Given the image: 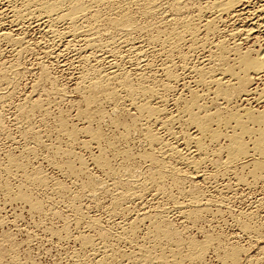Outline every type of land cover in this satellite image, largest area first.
<instances>
[{"label":"rangeland","instance_id":"1","mask_svg":"<svg viewBox=\"0 0 264 264\" xmlns=\"http://www.w3.org/2000/svg\"><path fill=\"white\" fill-rule=\"evenodd\" d=\"M203 1H190L183 8L184 14L194 15L205 2ZM133 14L136 13L133 12ZM165 14H167L166 11L164 14L162 12L163 16ZM157 15H142L137 12L135 20L141 29H132L130 34H126L127 37L129 36L128 38L122 31L120 34V31H112L113 33L110 30L109 32L106 31L101 34L102 36H99L98 41L100 43H98L101 44V47L97 49L84 47L83 41L79 39H77L78 41L75 40L76 42L72 41V46L69 45L70 43L67 44L65 40L53 39V36L43 28L44 24L42 25V23L34 20L31 24L21 26L18 31L23 36V45H25L23 46L25 50L21 55L16 52L19 45L12 46V44L10 45L5 41L0 43V264H133L130 261L134 262L138 256L144 254L147 251L146 248L151 249V253L154 251L153 256L161 252L172 259L171 255H174V257L177 255V258L188 253L187 242L189 238L202 241L205 240L204 238L208 234V237H210L208 244H210L207 245V249L205 248L206 251L202 254V260L196 259V261L194 259L196 263L194 261L191 263L183 256L185 258L182 259L183 264H222L220 263L221 258L228 248L224 245L230 247L232 244V246L238 245L243 250L237 264H246V261H248L246 259L253 261L260 256L258 248L260 245H264V239L259 238L257 240L255 237H251V232H244L241 222H248L251 225L257 224L259 230L264 231V181L251 183V185L236 184L234 175L225 171L223 173L220 169L217 170L214 168L213 161L207 160L206 163L201 164L200 174L198 173L199 176L201 174H204V176L195 179L196 182L198 181V183H195L197 188L201 189L200 192L203 196L209 199V208L207 211L198 214L197 219L194 217L192 219L187 218L188 220L185 218V220L177 212L174 203L177 200L182 201L188 198L189 191H192L190 187L193 182L184 179L180 180L183 184L180 181L175 183L173 178L170 177L168 173L173 170L171 168L181 166V169L185 170L184 164L180 163L181 161L173 155L169 156L166 147L162 148L159 145L151 147L146 143L140 125L142 121L139 120L138 124H140L138 125L137 122H133L134 119L132 120V116L135 117L137 112L129 106L130 98L125 99V96L127 98L128 96L123 90L120 91L119 87L118 94L121 96L118 95V102L114 101L117 102L115 104L109 99L100 97L101 99L99 98L98 101L91 103L92 105H88L82 98L81 85L83 82L81 83L79 76L84 68L87 67L86 69H88L90 66L99 67V69L106 72L113 71V69L119 73L125 72L129 76V80L134 83H139L138 81L141 80L146 85L151 84L150 86L160 87L159 89H161V84L166 79L164 72H162V66L168 62L167 57L169 54L167 55V53H169L168 49L169 47L171 49L172 45L167 41L165 44L163 42H155V44L150 41V37L158 31L165 42V39L169 37V29L173 25L168 16L167 21H165V16ZM4 19L3 21L6 23L3 22L2 27L7 28L9 31L10 29L17 31L15 27L8 23L7 18ZM235 19L224 17L221 26L210 39L217 40L225 37L235 26H240L241 22L244 23L246 16L245 18L243 16L241 21ZM18 32H13V34ZM257 35L247 41L240 40L242 47L264 50L262 49L264 48V36ZM231 40L230 42H233ZM132 44L134 47H141L143 53L140 52L136 56L138 51L136 48L131 47ZM80 46L85 49L80 50ZM187 46L186 43L180 44L181 54L187 52ZM92 54L93 58L91 57ZM206 54L199 48L190 52L188 66L191 63H198L203 60ZM146 59L150 60V69L147 71L148 74L140 76L139 66L144 64ZM171 59L176 64L177 79L170 82V90L165 92L161 89L164 97L162 101L158 102L154 98L151 101H155H152L154 105L163 104L162 107L165 108L167 116L173 114L175 117L181 111L179 107L182 109L183 104L181 103L188 98L189 89L199 88L197 91L200 92L203 87L198 82H194V80L197 81L194 73L185 70L182 62H180L182 58L179 54L172 55ZM139 76L140 78H138ZM262 80L264 81V73H262L259 80L251 84V89H254V87L255 89L260 88ZM77 84L79 85L77 86ZM176 100L178 101L176 102ZM253 100L255 99L251 98L249 102L240 100L235 103L246 106L250 104L259 110L264 109V101L257 104L256 100ZM34 101L40 105L37 109H32ZM200 102L201 104L204 103L203 105L206 104L207 107L212 104L209 102L208 96ZM85 108H89L94 112L91 121L80 116L81 111ZM209 108L211 111L213 110L212 105ZM175 113L177 114L174 115ZM115 116L119 118L117 123L114 122ZM182 118H180L181 121L178 118V122L174 121L172 123V127H176H173L176 134L173 132L169 135L165 129H160L155 124L149 126L153 131L159 132L160 136L169 145L181 146L182 138L179 133L183 130L185 131L181 134L186 131H194V128L186 124ZM62 120H64L65 129H61L60 126ZM133 123L136 124L135 128L138 127V129L132 127L129 132H126L124 125ZM185 124L189 129L183 127L186 126ZM86 127L90 131L100 130L105 137L98 144L95 143L90 139ZM68 129L75 131V137H69ZM177 133L178 136L175 137L174 135H177ZM221 142L224 144L225 140L221 139ZM209 147L211 146L209 145ZM150 148H153V153L156 156H161L164 151L168 155L164 154V157L162 155L165 158L164 161L167 163L165 165L169 172L160 181L162 184L157 183L161 188L154 185L157 190L159 189L158 191L154 190V187L148 191L146 187L141 188L142 181L149 179L148 170L151 165L149 160L142 158L141 155L151 150ZM180 150L185 154L183 146ZM98 151L103 153L110 166L102 168V166L95 165L93 157L99 155L100 152ZM9 158H14L19 167L10 165ZM70 163L72 168L74 167V173H72L73 171L69 172L66 167ZM107 167L110 169L108 170ZM238 167V173H247V168ZM32 172H39L45 181L38 183L26 180L25 176L32 175ZM111 173L114 174L111 175ZM124 179L125 181L127 179V181L135 182L133 184H136V191L139 189L137 193L140 192L141 194L118 199L119 192L126 189L124 182L119 181ZM92 182L93 185H91ZM178 183L180 187L177 186ZM20 190L28 194L29 200H21L16 196ZM154 192L159 193L154 194ZM35 203L39 205L35 207ZM163 208H167V219L171 227L177 230L178 238L180 237L181 241L185 242L182 243L183 245L178 246L176 243L173 244L170 240L162 237L161 240L155 239V236L152 235V227L148 225V223L150 224L148 222L149 218L145 217V220H141L143 218L138 219V217H142L143 211L152 214ZM245 219L247 221H244ZM105 235V240H103ZM84 237L90 238L93 246L85 244ZM107 237L108 239H106ZM169 242L172 244H169ZM163 248L164 250H161ZM98 258H103L106 261L103 259V262L99 261ZM158 259H153L151 263L154 264L155 262L156 264L157 261L161 260Z\"/></svg>","mask_w":264,"mask_h":264},{"label":"bare ground","instance_id":"2","mask_svg":"<svg viewBox=\"0 0 264 264\" xmlns=\"http://www.w3.org/2000/svg\"><path fill=\"white\" fill-rule=\"evenodd\" d=\"M190 1L192 2L193 0H2L0 2V43L5 41V42H8V44L10 45L12 44V46L19 45L18 46L19 49L16 50V52H18L17 54L19 55H21L24 52L23 50H25L24 49L25 47L23 48V46L25 45H23V41H24L23 36H21L18 31L21 29V26H24L25 24H29V23L31 24L34 21L42 23V25L44 24L43 28L45 29L46 32H49L53 36V39L55 38L58 41L65 40L67 44L70 43L69 45L72 44L71 43L72 41L79 39L83 41L82 43L84 45L83 44L82 45L84 47H87L88 49L90 48L97 49L98 47H101V44L99 45L100 42L98 41V39L100 38L99 36L106 31L107 32H109V30L111 32L120 31L119 34L124 32V34L126 35V34H130L132 29L140 28L139 24L135 20V15L137 14V12H139V14L141 13L142 15H151V16L153 14L162 15V12L163 14L165 13V11L167 12V14L164 15L166 17L164 18V20L166 19L165 21H167V16H168L169 17L168 19L169 20L171 19L170 21H171V24L173 25V27L169 29L170 31L168 32L169 37L166 36L167 39L164 38L165 39V42H164V40L161 37V33L158 32L157 30L156 31L158 33L156 32L155 34L154 32V35L150 37L151 42H154V43L163 42L165 44L167 41L170 43V45H172L171 49L170 47L168 49L169 53H167V55L169 54L167 57L168 62H166V64L163 63L164 66H162V72H164L166 79L164 78L165 81H163L162 84L159 82L161 84V89L162 91H165V92L166 90H170L169 89L171 86L170 82L172 80L175 81L177 79V74L175 72L176 64L172 62V59H171L172 55L174 54L175 55L179 54V56L182 58V61L180 62H182L183 67H185V70H188L189 73H192V74L194 73V75L197 77V81L194 80V82L195 83L198 82L199 85L203 87V90L201 89L202 92L201 90L200 92L197 91V89L199 88L195 90L193 88L189 89L188 92L190 94H188L189 95L188 98H186L185 100L183 99L184 101L182 100L183 103L180 102L181 104H183L182 109H180L181 107H179V110L181 111L178 114L175 113L174 115L177 114L175 117L173 116V114L171 115L170 112L168 113L171 116H167L168 114L165 111V108L162 107L163 104L154 105L152 103V101L154 100L151 101V99L153 98L157 99L158 102L164 99L163 92L161 91V89H159L160 87L156 88L155 86H150L151 84L146 85L141 80L138 81L139 83H134L131 80H129L130 78L125 72L119 73L117 71H114V69L113 71L106 72L104 70L99 69V67L90 66L88 67V69H86L87 67L84 68L81 75L79 74L80 75L79 77H80L81 83L83 82L81 85L82 86L81 92L83 91L82 98L84 102H86L88 105H90L91 103H94L95 101H98L100 97H104L107 100L109 99L112 102L117 101V97L118 95H120L118 94V91L120 89H121L120 91L123 90V92L128 96L127 98L124 95L125 99L130 98L128 102L129 106L133 108L134 110H136L137 112L135 117L134 116H132L133 118L131 117L132 120L134 119L133 122L134 123L137 122L138 124L139 120L142 121L141 124L140 123L139 124L141 125V129L144 132L143 136H145L144 138L147 141L146 143H148L151 147H153L154 145L162 146V148L166 147L167 148L166 150L169 156L173 155L174 157H176V159H179L181 161V162L179 161L180 163L184 164L185 170L181 169V166H180L179 168L178 167L171 168L173 170H170V173H168L169 171L167 170V167H166L167 163H165L164 161L165 158H163L165 155H167L165 154L166 151H164V153L162 154L163 157L162 155L156 156L153 153V150H152L153 148H150L152 151L151 150L146 151L142 153L141 155L142 158L144 157L145 159H148L149 162L151 163L150 169L148 170L149 179L147 178L148 179L147 180L145 178L147 181L143 180L144 182L142 181V184L138 183V184H141V188L146 187L148 191L152 187H154V185H158L157 183L162 181V179L166 176L167 173L170 175V177L173 178L175 183L179 182L180 180H184V179L185 180L187 179L190 182L192 181L193 183L190 187V190L192 191H189L190 193L188 194L189 195L188 198L182 201L177 200L176 203H174L176 204L177 212H179L184 217L183 219L185 218L192 219L196 217L198 214L207 211L209 208V205H210L209 199L206 196H205L206 198L203 196L202 192H200L201 189L199 190L197 188L196 183H198V181L197 182L195 181V179H197L198 177L204 176V174H201L199 176L200 174L199 172L201 171L200 170L201 164L203 165V162L207 160L213 161L212 163L215 166L214 168H216L217 170L220 169L223 171V173L230 172L232 175H234L236 184L251 185V183H257V182L264 181V109L259 110L251 106L250 104L246 106V105H240L239 103L238 104L235 103L236 101H240V100L249 102L251 98H254L257 104L264 101V81L263 80L260 83L261 84L260 88L255 89L254 87V89H251V84L256 82V80H259L262 73H264V50H260V49L255 50L252 47L244 48L242 47V42L240 41V40L247 41L251 39L252 37L254 38L255 35L257 34L264 36V0H204L205 1V2L203 1L204 5L202 4L197 10L198 13L196 12L194 15H187V14H184L183 8H185ZM133 12L136 14H133ZM243 16L244 18L246 16V20L244 21V23L241 22L240 26H235V28L232 31H229V34H226L225 37H222L217 40H212V38L210 39V37L218 30L219 26H221V23L224 21L223 20L224 17L236 18L241 21V18L243 19ZM4 18H7V20L9 21L8 23H10L13 27H15L17 31H14L13 29H10L9 31L7 28L2 27L3 22H5L3 21ZM13 32H18V33L13 34ZM259 37H262V36H259ZM230 39H232L233 42H230ZM181 43L182 44L186 43L188 45L187 46L188 50L186 53H182V54L180 53L179 47ZM132 45L131 47H134L135 42H134V45L133 46ZM80 48H81L80 50L85 49V48L82 49L83 47L81 46ZM134 48H136V50L138 51V53H136V56L137 54H140V52L143 53L141 50V47L139 48L134 47ZM198 48L200 50H203V52L207 53L206 55H204L205 58H203V60H200L198 63H191V65L188 66L189 64L188 62H190L189 61L190 52ZM136 50L134 49V51ZM91 53L93 52L91 51ZM93 54L92 56L90 55L92 58H93ZM85 61L87 60L85 59ZM145 61H146L145 63L143 62L144 64L139 66L140 68L138 67L140 76H144L147 73V71L150 69V60L146 59ZM140 76L138 78H140ZM80 80H79V83H80ZM78 85L79 84H77V86ZM140 96H143L144 98L143 97L141 98ZM207 96L209 98V102L212 103L211 104L213 107L212 111L209 108L211 105L207 107L206 104L203 105L204 103L201 104L200 102V100H203L204 97L207 98ZM138 97L140 98L138 99ZM177 101L178 100H176V102ZM117 102H114V104ZM39 106H40L39 103L34 101V103L32 104V109H35V108L37 109ZM93 113L94 112H92L89 108L88 109L85 108L84 110L81 111L80 116H82L83 118L87 120H90V119L92 120ZM178 118L180 121H181L180 118L184 119V122H186V124L194 128V131L192 132L186 131L184 134H181V133L184 132L185 130L181 132L182 129L181 128H180L181 130L179 129L181 132L179 133L180 134L179 136L182 138L181 146H183L185 150V154L182 153V150H180L181 146H175V145L173 146V144L172 146L169 145L168 142H166L162 138V136H160L159 132L153 131L152 129H150V126H149L150 124L158 125L160 129L161 128L165 129L166 132H168L170 135L174 132L173 127H175V126L172 127L173 125L172 123L174 121L178 122ZM114 122L115 123L119 122V118L115 116ZM134 123L129 124V125L125 124L124 125L125 131L129 132V130L132 129V127L133 129H136V128L138 129V127L135 128L136 124L134 125ZM60 126H61V129H65L64 120L60 122ZM183 127L188 128L187 125ZM87 130L89 131V134L91 137L90 139H92V141H94L97 144L105 137V135L98 129L90 131L87 128ZM67 133L70 135L69 137H72V138L75 137L76 135L74 130H69ZM174 133L176 134V132ZM174 136L175 137L178 136V133L177 135H174ZM221 139L225 140L224 144H222L223 141L221 142ZM209 145L212 148L209 147ZM159 150L160 148L158 149V151ZM162 150H165V149H162ZM209 157H213V158L209 159ZM246 158L248 159L246 160ZM93 160H94L95 165L97 164L99 166H102V168L109 165V162H107L102 152H100L99 155L94 156ZM8 161L10 165L19 167L18 162H16L14 158H9ZM238 166H240L242 169L247 168V173L246 174L238 173L239 172ZM66 167L67 169H69L68 170L69 172L73 171L72 173H74V169H73L74 167L72 168L71 163L67 165ZM241 168L240 170H242ZM112 174L114 173H111V175ZM128 174L130 173L128 172ZM234 176H233V179H234ZM25 178L28 181L38 182V183L45 181L43 180L44 177H42V175L39 172H35L32 175H26ZM119 181L124 182V184L126 185V189H124L123 191H120L118 195L116 194L118 196V199H121L123 197L125 198L127 196L128 197L136 196L137 194L140 193V192L137 193L139 189L136 191V186H135L136 184L135 185L133 184L135 182L127 181V179L126 181L125 179L119 180ZM180 182L182 183V181ZM91 185H93V182L91 183ZM159 185L156 187H159ZM137 186L139 187V185ZM177 186L180 187V184L178 183ZM153 189L157 190V188L155 187ZM159 192H162V191H159ZM159 192H154V194L159 193ZM16 196L21 200H29L28 194L22 190H20L16 194ZM171 198L174 199V197H171ZM34 205L36 207L39 204L35 203ZM166 209L167 208H163L159 211L153 212L152 214L150 212H149L150 214L147 213L148 211L147 212L143 211V213L141 212L142 217H138V219L143 218L141 220H145V217L149 218L150 221L147 218L146 219L148 220V222H150V224L148 223V225L152 227V231H153L152 235L155 236V239L158 238V240L159 239L161 240V237L164 239L166 238V240H170V242H173V244L176 243L178 246H180V244L183 243V240L181 241L180 237L178 238L177 230L171 227L167 219V216H166V213H167ZM134 219L136 220V218ZM244 221H247V220L245 219ZM241 224H242L241 226L244 232L249 231L252 233L251 237L253 236L257 240L259 238L264 239V231L263 230L260 231L259 228L256 226L257 224L251 225L250 223L243 222V221L241 222ZM208 236H206V238H204L205 240H202V241H196L190 238L188 242L185 240L187 242V246L189 250H188V253H186V255H183V256H185V258L189 262L192 263L194 259L195 260L197 259L199 261L202 260L203 258L202 254L204 253V251H206L207 245L210 244V243L208 244V241L210 240V237ZM105 237L106 235L104 236V239L103 238L102 239L105 240ZM83 239H84L85 244L93 246V242L90 238L84 237ZM106 239H108V237ZM170 242L169 244H172ZM232 245H230V247L224 245V247H228V248L225 254L222 252L224 256L222 258L220 257L221 258L220 263L237 264L239 262L240 260L239 256L243 250L238 245L237 246L236 245L232 246ZM150 246L152 247V245ZM178 246H175V247H178ZM258 249H259L258 254H260V256L257 254L259 257L258 258L256 257L255 260H253V257H252L253 261H251V259L250 260L246 259L248 260L246 261L247 263L245 262L246 264H264V245H260ZM146 250L147 251L144 252V254L139 253L141 254V256L140 257L138 256V258H136L134 262L130 261V263L152 264L151 263L152 260L153 259L155 260L156 258L161 259V260L158 259L159 262L157 261L156 264H183L184 263L182 259H185V258H183V256L182 257L178 256L176 258L177 255L175 257L174 255H171L173 257L171 259V257L169 258L168 256H165L161 252L158 255L155 256L154 254L153 256L154 251L153 253H151L150 252L151 249L146 248ZM161 250H164V248ZM139 251L141 252V250ZM98 259L99 261H102V262L104 260L103 258H98ZM194 263L196 262L194 261Z\"/></svg>","mask_w":264,"mask_h":264}]
</instances>
